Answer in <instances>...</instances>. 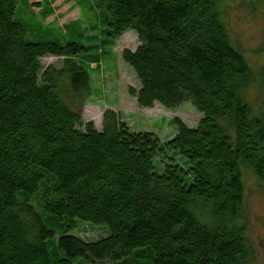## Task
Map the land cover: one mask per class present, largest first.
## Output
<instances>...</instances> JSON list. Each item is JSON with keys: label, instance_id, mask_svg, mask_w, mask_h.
Instances as JSON below:
<instances>
[{"label": "trees", "instance_id": "16d2710c", "mask_svg": "<svg viewBox=\"0 0 264 264\" xmlns=\"http://www.w3.org/2000/svg\"><path fill=\"white\" fill-rule=\"evenodd\" d=\"M57 1L0 0V264H251L243 176L264 183V67L233 45L232 0ZM126 32L139 40L121 55L140 83L130 94L141 108L190 102L195 127L175 120L161 140L105 110L98 130L64 102L62 78L89 92Z\"/></svg>", "mask_w": 264, "mask_h": 264}, {"label": "rangeland", "instance_id": "374dc122", "mask_svg": "<svg viewBox=\"0 0 264 264\" xmlns=\"http://www.w3.org/2000/svg\"><path fill=\"white\" fill-rule=\"evenodd\" d=\"M66 0H58L56 6ZM62 3V4H61ZM73 3L66 4L57 14L66 12ZM88 17L89 12L85 11ZM83 14V6L74 8L71 14L64 16L57 26L68 21L79 19ZM224 21L230 33L233 45L240 51L249 66L255 71L264 67V0H232L225 3ZM52 21L51 19L46 23ZM91 25L92 19L88 17ZM139 40L135 33L126 32L119 36L111 50L112 60L102 62L98 74L90 79L89 92L76 95L72 91L69 80L63 77L61 82L64 102L75 111H80L85 121H92L101 130L105 110H112L128 124L132 131L143 130L154 132L161 140L169 139L176 131L173 121L179 120L188 127H195L201 114L190 102L173 108H165L154 104L152 108H141L130 89L138 90L139 80L132 68L122 60L124 50L135 51ZM62 58L46 56L41 59L44 67L60 68ZM108 64V65H107ZM95 68V65H91ZM246 100L253 113L260 111L263 90L258 83H252L244 90ZM244 201L241 222L246 227L247 237L254 251L251 264H264V183L244 170ZM79 234L86 235L88 240H96L104 236L100 227L82 224Z\"/></svg>", "mask_w": 264, "mask_h": 264}]
</instances>
